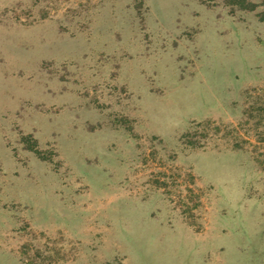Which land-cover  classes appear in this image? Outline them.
Wrapping results in <instances>:
<instances>
[{
  "label": "rangeland",
  "instance_id": "obj_1",
  "mask_svg": "<svg viewBox=\"0 0 264 264\" xmlns=\"http://www.w3.org/2000/svg\"><path fill=\"white\" fill-rule=\"evenodd\" d=\"M258 107L256 13L0 0V264H264Z\"/></svg>",
  "mask_w": 264,
  "mask_h": 264
},
{
  "label": "trees",
  "instance_id": "obj_2",
  "mask_svg": "<svg viewBox=\"0 0 264 264\" xmlns=\"http://www.w3.org/2000/svg\"><path fill=\"white\" fill-rule=\"evenodd\" d=\"M223 1H224V4L226 6H230L232 8H237L241 11H246L248 13H256L259 20L261 22H264V9H261L260 12L257 11L258 8L264 7V0H223ZM255 111L257 112L256 116H251V118L256 120L254 123V126H255L254 130L257 129L258 125L260 123H263V121H264V107H258ZM244 113H245V115H243V119H244V117H246V114H249L248 116L251 115V113L249 111L246 112V110L244 111ZM257 116H258L259 120L256 119ZM200 126L202 127V132H203L202 136L205 138L207 133H208V130L210 128V123L205 122V123H202ZM240 126L242 129L244 126L247 127L248 126V120H246V119L242 120L239 123V127ZM215 130H216V132H218L217 128H215ZM247 133H248V130H247ZM255 133H256L257 144L264 143V131H262V133L261 132L259 133L258 131ZM193 135H195V133H192V132L187 133V135L185 136L186 145L192 146V147L196 146L197 148H200L201 145H199V143L193 141V138H194ZM222 136H223L224 141L226 143L230 142L228 139V137H229L228 130H226V132ZM235 141H236V139L232 143L233 146H231V148L233 150H239V149L245 150V145L249 146V144H246V142H248L247 140H246V142L245 141L242 142V144H240L239 142H235ZM202 146H204V145H202ZM253 148L255 149V147H253ZM254 154H256V153H254ZM253 158H254L255 163L260 164L259 156L254 155Z\"/></svg>",
  "mask_w": 264,
  "mask_h": 264
}]
</instances>
